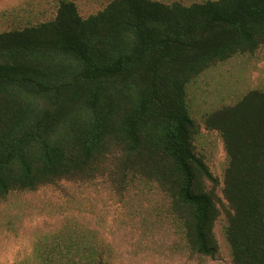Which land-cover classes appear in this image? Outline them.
Returning a JSON list of instances; mask_svg holds the SVG:
<instances>
[{
    "label": "trees",
    "instance_id": "1",
    "mask_svg": "<svg viewBox=\"0 0 264 264\" xmlns=\"http://www.w3.org/2000/svg\"><path fill=\"white\" fill-rule=\"evenodd\" d=\"M262 46L264 0H111L87 18L58 0L53 20L0 33V200L141 179L169 198L190 251L216 257L220 207L232 264H264V91L206 120L228 158L221 184L194 153L186 106L192 80Z\"/></svg>",
    "mask_w": 264,
    "mask_h": 264
},
{
    "label": "rangeland",
    "instance_id": "2",
    "mask_svg": "<svg viewBox=\"0 0 264 264\" xmlns=\"http://www.w3.org/2000/svg\"><path fill=\"white\" fill-rule=\"evenodd\" d=\"M82 18L111 0H69ZM184 6L217 0H151ZM58 0H0V33L53 20ZM251 90L264 91V46L217 63L186 86V106L197 127L195 155L223 181L228 158L208 116L238 102ZM221 185L217 190L220 195ZM213 227L214 259L186 245L169 198L137 179L117 191L106 176L60 181L35 191H12L0 200V264H232L226 218Z\"/></svg>",
    "mask_w": 264,
    "mask_h": 264
}]
</instances>
